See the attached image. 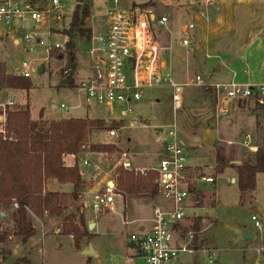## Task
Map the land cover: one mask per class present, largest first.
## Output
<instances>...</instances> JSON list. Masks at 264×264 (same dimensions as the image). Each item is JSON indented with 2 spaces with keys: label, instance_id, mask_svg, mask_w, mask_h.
Segmentation results:
<instances>
[{
  "label": "rangeland",
  "instance_id": "1",
  "mask_svg": "<svg viewBox=\"0 0 264 264\" xmlns=\"http://www.w3.org/2000/svg\"><path fill=\"white\" fill-rule=\"evenodd\" d=\"M185 2H187V0H121L120 4L123 7H130L132 5L144 6L145 4H148L144 7H151L160 15L167 13L166 15L168 17V14H170V7L173 3ZM62 3L66 8L65 24L61 27V31L65 28L64 31H62V33L55 32L49 37L43 38L46 43H49L52 46H55L56 44L61 46L75 44V40L79 38V41L76 43V48L74 47V54H70L71 50L67 46L68 51L67 49L65 52L53 51L50 56L46 53V48L44 46H38L35 53H33L30 58L33 60H39L48 57V61L44 62V65L42 66L44 68L43 73L33 76L31 79L33 87L29 92L7 89L1 90L0 102L6 98H10L15 102L14 108L18 109L24 108L29 101L32 117L37 119L40 117L41 112H43V117H88L91 119L98 118L99 120H104L108 115L97 106H88L85 102L84 93L79 89L81 83L86 82L90 75V61L88 55L84 52L83 45L87 39L80 36H76L72 39L70 36L73 16L75 14V9H77V3L79 2L78 0H62ZM85 6L90 7V15L85 21L84 28L88 29L89 26L93 24L94 30L96 32L100 31L104 22L102 16L110 7V0H85L78 6L77 10H82ZM24 26L31 27L32 23L27 21L24 23ZM155 30L159 35L158 40L162 42L167 36V32L158 27H156ZM168 44L169 42L166 38L163 45L167 46ZM164 55L169 61L172 60L168 49L164 52ZM23 56H25L24 53L10 49L7 52L0 53V62H7L8 67L6 68H8L9 71H14V61ZM246 56L248 66L246 67V65H244L243 60L245 58L242 56L241 62L243 72H238L239 77L236 81L241 84L248 83L253 85L252 83H256L264 78V51L253 54L248 53ZM66 69L71 73H69L70 75L68 76H65L64 74ZM211 72V67H206L202 70L201 76L203 77L205 84L224 83L222 82L224 80L219 79L218 77L216 78ZM70 78L73 79L74 86L70 85ZM194 80L195 76H191L182 84H194ZM192 86L194 85L189 87ZM189 87L184 88L181 92L184 106L179 111H175L174 109V91L172 88L159 87L145 90L143 99L132 106V115L126 119V121L122 122L124 128L119 129L118 138L110 137L108 129L97 131L90 137L92 143L115 145L117 150L111 151L107 154H81L82 159L79 161L80 169L83 170L82 172L85 176L91 177V181H86L84 192L78 198L76 208L74 207L72 211L77 212L83 217L85 228H81L82 232L85 230L92 232L93 228L89 229L91 218L94 219L97 215L102 214V212L95 213L90 209L89 204L92 199V194L102 188L107 181H113L118 191L121 193L118 187L119 173L120 171H127L117 165L113 160L114 157H118L122 152H127L131 154L135 167L149 169L153 166L154 162L159 161L161 158V145L167 134V128L176 125L180 135L179 125H181L184 118V113L193 108L188 98L190 91ZM204 92H209V88L204 87ZM248 100L252 102L254 99ZM214 102L215 107V99ZM236 103L237 102L234 101L233 105ZM61 105H65L70 109L68 111L62 110L60 108ZM53 106L55 107L54 109L52 108ZM232 106L231 108L229 106L230 109L225 113L228 114V117L224 114L219 117L224 116L227 122L229 121L228 123L238 124L241 120L240 115L234 114ZM215 114L217 117L216 110ZM139 118H142L143 121L140 122ZM233 129L234 131L230 132L229 135L230 139L233 143L241 144L244 139L246 128L240 126L239 129L237 125H234ZM180 140L181 143L189 149L191 143L187 141V138L180 136ZM217 147L221 148L224 151L226 158L230 160L228 166L238 165L239 162L249 154L248 151L243 149V147ZM214 152V149L206 148V151L203 153L201 152V155H196L191 149H189L188 163L189 165H203V167L199 168L193 167L197 174L215 175L213 171L209 170V166L215 163ZM91 155L96 156L93 161L91 160L92 162L88 161V158ZM84 161L90 162L91 166H85L83 164ZM151 173L154 172L149 169L148 175ZM131 174H133L135 178L142 176L140 174ZM261 178L264 179V174L261 175ZM69 186L71 187V185ZM201 186L203 188V193L201 192L199 196L200 199H198V197L196 198L194 195V200L196 199L197 202L200 201L201 203L199 206L203 209L194 211V209L189 208L187 211L188 215L197 212L203 219L207 218L205 216L206 210L213 214L216 200L218 204L217 213L221 218L226 216L231 217V215L237 212L236 207L239 204L238 201L240 196L237 185H232L227 182L225 177L219 176L216 185L203 183ZM256 197L258 203L264 204V186L260 183L256 190ZM124 199L130 203L127 218L131 220L141 218L149 219L151 215V205L157 203V200H161L157 195L152 197L143 194H128ZM68 202L71 204L75 203L70 200ZM252 213L257 212L252 211L251 214ZM2 214L1 222L3 230H9L11 234H13L14 223L11 215L12 210ZM124 216V212L119 210L118 212H110V215L108 216L110 227L101 230L100 236H97L93 241V244H95L99 252L98 256L92 255L91 257L83 255L82 251L88 249V247L92 245V235H90V237H92L91 240H88V237L82 238L79 243L80 246L77 248L73 238L63 234L64 220L50 218H45L44 220L34 219L36 235L26 246H23L15 236H11L7 244L0 245V264H14L17 259L21 258H27L33 264H146L143 259L140 260L139 258H135L136 256H140V253L137 248H134L130 241V235L136 230L137 225L128 226L126 229V227L123 226ZM209 219L212 222L203 223L202 221L200 231L195 234L192 245L200 250L206 249L211 255L213 254V264H254L256 255L252 250L255 246L261 243V239L259 238L246 245H236L231 241V232H218V221H215L211 216ZM262 219L264 220L263 217ZM187 222L188 225L183 228L186 229V231L189 229L191 230L190 227L192 226L193 220L189 219ZM183 232L185 231L183 230ZM262 238L264 240V235ZM185 241H187V239ZM93 249L96 248L93 247ZM179 263L210 264L208 255L203 252H197L194 255H185L180 259ZM262 264H264V254L262 256Z\"/></svg>",
  "mask_w": 264,
  "mask_h": 264
},
{
  "label": "built area",
  "instance_id": "2",
  "mask_svg": "<svg viewBox=\"0 0 264 264\" xmlns=\"http://www.w3.org/2000/svg\"><path fill=\"white\" fill-rule=\"evenodd\" d=\"M120 1L110 0V7L102 16L104 22L101 30L96 32L91 24L88 28L91 30L90 37L83 44L90 61V75L79 89L84 93L88 106H97L108 115L104 119L108 124L126 121L133 113L132 106L143 99L145 90L159 87L173 89L175 111L183 108L181 92L191 85L211 89L216 101L217 117L225 114L234 101L254 99L257 104L264 105V84H241L235 80L205 84L201 75L195 77L194 84L177 83L173 67L164 56L166 48L160 45L155 32L156 27L168 29V18L151 7H123ZM79 5L77 3V9ZM65 10L62 0H0V53L14 49L25 54L14 61V71L7 68V72L31 80L44 62L48 61V57L39 60L30 58L38 46H44L50 56L53 51H66L68 44L52 46L43 38L64 31L65 28L61 31V27L65 24ZM196 15L205 17L203 11ZM27 21L32 23L31 27L24 26ZM195 29L193 16L182 28V46L190 47L193 44ZM78 41L79 38L75 40V48ZM4 63L8 67V63ZM69 73L67 69L64 72L66 76ZM14 106L15 102L11 99L0 102V132L4 133L8 112L15 111ZM60 108L65 111L70 109L65 105ZM139 120L143 121L142 118ZM108 130L110 137H119V129ZM244 146L248 152L256 149L248 140ZM161 147L160 160L149 168L156 174L157 196L161 200L153 208L152 217L148 220L149 229L130 235L131 244L139 250L146 264H179L183 256L197 252L208 255L209 263L213 264V254L192 245L196 233L190 229L183 232V228L193 216L188 215V209H194L197 205L196 199L195 205L190 204L194 197L193 191H200L203 183H215V177L197 174L189 165L188 150L181 143L176 125L167 128ZM113 160L127 172L144 177L148 175L149 169L135 167L131 154L127 152L120 153ZM83 164L91 166L88 161ZM122 201L123 195L115 183L107 181L92 194L89 207L95 213L116 212ZM14 208H18L17 204H14ZM250 221L254 229V240L261 239V243L252 250L256 255L254 264H262L264 220L259 214L252 213ZM128 224L124 222V225Z\"/></svg>",
  "mask_w": 264,
  "mask_h": 264
},
{
  "label": "crops",
  "instance_id": "3",
  "mask_svg": "<svg viewBox=\"0 0 264 264\" xmlns=\"http://www.w3.org/2000/svg\"><path fill=\"white\" fill-rule=\"evenodd\" d=\"M200 11L204 12V18L196 15ZM169 13L168 17L166 15L167 13L161 14L168 18L169 24L167 30L158 27L159 29L167 32L165 39L162 40V42L158 41L163 48H166V50L168 49L170 52L172 60L169 61L166 57L165 58L173 67V75L174 79L177 78L175 79L177 83L182 84L191 76L196 77L197 75H202V70L206 67H211L212 75H215L216 78L218 77L219 79L224 80L222 81L224 83H229L232 80L236 81L239 77L238 72H243L241 62L242 56L245 58L243 60L244 65L247 67L248 64L246 62V55H248V53L253 54L264 51V0H187L185 3H173L170 7ZM193 16H195L196 21L193 44L190 47H184L182 46V28L184 24L189 22ZM156 36L158 39L159 35L157 33ZM166 38L169 44L164 46L163 42ZM8 74H10V72H8ZM252 84H264V78ZM189 88L190 91L188 98L193 108L184 113V118L181 125H179V128L180 136L186 137L187 141L191 143L189 149H191L193 153L201 155L206 151V148H212L213 150L216 146H222L225 148H231L233 146L243 147V149L247 151L244 143L248 140L249 144L256 148L254 152H248V156L253 157L258 148L264 146V105L257 104L255 100L252 102L249 100L235 101L237 103L233 105V102L230 105V108L233 105L232 108L234 114H239L241 120L238 124L228 123L229 121L227 122L224 116L216 117L214 107L215 98L211 89H209V92H204V87L202 86H192ZM7 99L10 98H6L1 102L6 101ZM52 108L54 109L55 107L53 106ZM224 115L228 117V114ZM39 118L37 119L32 117L34 121L39 120ZM62 118L64 117H44L43 119L45 121H50ZM234 125H237L239 129L240 126H244L246 128L244 139L241 144L233 143L229 137L230 132L234 131ZM95 133L96 132H92L89 134L88 145L95 144V142H91L90 138ZM189 149L187 148V150ZM87 153L91 152H84L85 155H87ZM95 157L96 156L91 155L87 158L88 161L92 162ZM81 159V154L78 156V160L74 155H67L63 158V161L66 167H73L76 162L79 164ZM190 166L194 168L203 167L201 164H191ZM215 167L216 161L214 164L209 166V170L214 172ZM262 174L263 173L257 175L256 190L259 183L264 186V179L261 178ZM206 175L215 177L213 174ZM219 176L225 177L228 183L237 185V172L231 166L226 167L223 174L215 177V183L211 185L217 184V178ZM69 185L70 184L60 185L56 181H50L47 184L46 188L48 191L59 192L61 194V205L66 207V211L59 218H51L49 216H46L45 218L59 219L63 221L67 216L73 213L72 209L74 207L76 208L78 200L73 204L68 202L69 200L73 201L71 200L73 186L71 185L70 187ZM84 189L85 188H83L80 196L83 194ZM256 190L253 193L252 204L248 207H241L238 204L236 207L237 212L231 215V217L226 216L221 218L219 216L217 213L218 204L216 200V204L214 206L215 208H213L214 213L211 214L208 210H206L205 216L207 218L203 219V223L212 222L209 219L211 216L215 221H218V232L228 231L232 233L231 241L234 244L246 245L252 243L254 239L252 241H247L243 238L246 233L254 232L253 225L249 219L250 214L252 211H255L264 218V204L258 203ZM200 192L203 193L202 187ZM194 198L195 197L192 196L190 200V204L192 205H195ZM157 201V203H153L151 205V215L149 219L152 217L153 208L160 203V200ZM126 202L127 201H125L123 197V201L119 203L120 209H118L125 214L123 226L127 229L128 226L137 225L136 230L132 232L131 235L147 231L150 226L148 223L149 219H128L127 213L130 208V203ZM145 202L148 203L147 201ZM200 203L201 202H197V205L194 206V211L203 209L199 206ZM118 210L116 212H118ZM194 213H196L197 216H200L199 213ZM194 213H192V215ZM109 215L110 211H103L102 214L97 215L94 219L91 218L90 221L89 226H92L93 228V231L90 232L93 236L92 247L96 248L93 249L96 256H98L99 252L95 244H93V241L97 238V236H100L101 230L110 227ZM124 222H128L129 224L124 225ZM134 248L136 247L134 246ZM135 258L142 260L140 256H136Z\"/></svg>",
  "mask_w": 264,
  "mask_h": 264
},
{
  "label": "trees",
  "instance_id": "4",
  "mask_svg": "<svg viewBox=\"0 0 264 264\" xmlns=\"http://www.w3.org/2000/svg\"><path fill=\"white\" fill-rule=\"evenodd\" d=\"M84 1L78 0L80 4ZM89 15L88 6L75 12L70 28L72 39L76 36L89 39L91 31L84 28ZM67 46L73 55L74 44ZM70 85L74 86L72 78ZM32 87L30 79L8 74L5 63L0 62V91L8 89L29 92ZM43 118L41 112L39 120L32 119L28 101L24 108L8 112L5 131L0 132V245L7 244L11 236H15L26 246L36 235L34 219L44 220L46 216L61 217L66 211V207L61 205V194L48 191L47 184L56 181L60 185H72V200L75 202L87 181V176L83 174L77 162L73 167H66L63 158L74 155L78 160V156L87 151L109 153L117 150L115 145H88V136L92 132L123 127L122 122L110 125L98 118H62L50 121ZM214 151V173L218 176L224 173L230 160L221 148L216 146ZM231 167L236 170L238 176L239 205L248 207L252 204L253 193L257 187V175L264 174V146L259 147L253 157L245 156L238 165ZM156 178L155 173L135 178L131 173L120 171L118 187L124 198L128 194L153 197L158 193ZM193 194L200 199V191L196 189ZM14 204H17L18 208L15 209ZM11 210L13 234L9 230H3L1 222L2 213ZM191 219L193 222L190 228L198 233L203 218L194 213ZM81 228H85V224L83 217L77 212L64 219L63 234L72 237L77 248L82 238L92 239L90 232H82ZM183 230L186 232V229ZM14 264L33 263L27 258H21Z\"/></svg>",
  "mask_w": 264,
  "mask_h": 264
},
{
  "label": "water",
  "instance_id": "5",
  "mask_svg": "<svg viewBox=\"0 0 264 264\" xmlns=\"http://www.w3.org/2000/svg\"><path fill=\"white\" fill-rule=\"evenodd\" d=\"M43 71H44V68L41 66L39 69H38V71H37V74H41V73H43ZM159 167V165L157 164V166H156V168H158ZM87 180H91V177L90 176H87ZM92 228V226H89V229H91ZM245 240H247V241H252L253 239H254V234L252 233V232H248V233H246L245 235H244V237H243ZM82 254L83 255H86V256H92V255H95V251L93 250V247H92V245H90L89 247H88V249H85V250H83L82 251Z\"/></svg>",
  "mask_w": 264,
  "mask_h": 264
}]
</instances>
